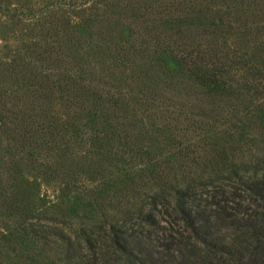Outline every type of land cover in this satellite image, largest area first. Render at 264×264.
Listing matches in <instances>:
<instances>
[{"label":"rangeland","instance_id":"obj_1","mask_svg":"<svg viewBox=\"0 0 264 264\" xmlns=\"http://www.w3.org/2000/svg\"><path fill=\"white\" fill-rule=\"evenodd\" d=\"M262 19L264 0H0V264H217L186 211L198 218L222 187L238 219L207 241L234 246L228 264H264L243 246L264 243V202L240 168L264 160V89L243 81L264 69ZM238 42L247 59L227 63L225 86L168 56L198 46L224 60ZM188 147L203 154L195 201L168 185L184 187L173 160L186 170ZM167 163V212L142 222L139 248L115 247L110 224L138 234Z\"/></svg>","mask_w":264,"mask_h":264},{"label":"trees","instance_id":"obj_2","mask_svg":"<svg viewBox=\"0 0 264 264\" xmlns=\"http://www.w3.org/2000/svg\"><path fill=\"white\" fill-rule=\"evenodd\" d=\"M241 19L242 18H240V21ZM260 22L261 23L259 24V29L257 30V33H260L261 35L264 36V20L262 19L260 20ZM32 41L33 40H31L30 38L29 41L30 43L28 42L27 46L30 47L33 44ZM238 43L239 44L234 45L235 47H237V49L232 50V54H231L232 56L229 57L227 54L222 56L224 60H220V58H217V52L214 53L213 51H207V50L205 51L199 48L198 46L190 47V49L182 48L180 50H175V49L169 50L168 56L175 64L180 66L182 70H184L185 72L193 73L192 69L194 70L196 69L197 71L201 72L200 74L196 75V79H198L199 81H204V84L212 83L213 85L225 86L226 83H229V81L231 82L233 80V78L230 76L231 70L233 68H231V66H229L227 63H234L237 61L239 64H241L244 63V61H246L247 59V57H244V53H242L244 51L240 50L242 44L240 42ZM200 69H202L203 71H201ZM206 72H208V74H206ZM252 74H253L252 77L251 76L250 78L246 77L243 81H246L244 82L245 84L246 83L250 84L249 86L248 85L246 86L247 89L250 88L252 92L255 91L260 94L261 89H264V69L263 71L252 72ZM257 98H259V96H257ZM250 101H252V99ZM263 106L264 104H262V107ZM260 132L261 129H258L257 133ZM225 142H228V140H226ZM188 151L192 154H188L189 153ZM184 154L189 155V161L191 162V164H186L187 167L186 170L182 168L181 164L178 163L177 160H173V161L174 164H176L180 169H182V171L185 172V175L189 176L190 178L188 177V179L185 180L184 187H180L174 183H169L168 185L169 188L176 191V195H187L192 199V201H195L196 193L193 190H191V188L193 187V183H194L193 181L197 180V177L200 175L196 173V171H194L193 168L199 164V160L203 158V154H201L197 149L189 148V147L185 148ZM174 164H172L171 166H173ZM171 166H169V163H167V165H165L163 169H160L156 172L155 179L158 182L156 183V187L154 188L153 192L150 194L149 202H146L143 197L140 198L141 205H139L136 208V215L137 217L140 218L139 224L141 227L138 234L134 232H127V234L130 235L129 236L130 240L129 238L125 239V237L122 235L120 236L114 234L116 233V230L118 228H115L112 223L110 224V230L111 232H113V236L110 239L112 244L115 245V247H121L123 251H126V249L132 250L135 248H139L142 245L141 244L142 239L140 238L141 235L145 234L148 238L150 237L151 231L148 229H143L142 222L155 225L157 224L156 222L157 214L161 213L162 211L167 212V209L165 210L164 208V204L167 203V201L166 198L164 197L161 198V193L163 186L164 188L166 187L167 184L166 176L168 169ZM240 168L244 169L245 171L247 170L251 171L253 173L251 180L249 181L250 183H248L246 187L251 193H253L254 196L259 197V199H261L262 202H264V160L262 159V161H257L252 164L247 163L243 167L240 166ZM259 170H261L260 175H257L256 173H258ZM225 171L229 173L231 172L229 170L224 169V170H219L217 174L221 175L222 173L224 175L225 173V175L231 176L230 174H226ZM188 172L192 174V177L191 174H188ZM204 183H207V180H205ZM234 194L235 192L233 190H227L226 188L222 187L219 190H215V192L212 194L213 197L212 200H206L205 197H201V200L199 198L200 200L199 203H201L200 204L201 206H199L198 209L194 210L195 214L200 215L198 218H196L195 215H192L191 209L189 212L186 211L187 213L186 218H188L186 224L188 225V227L195 233V235L198 237V239H200V241L206 243L207 245H211V247H214L215 249L214 250L210 248L211 250L208 251L212 253H216V251H222V254L218 257L217 264H228L230 262L231 260L230 255L234 253V246L228 245L223 241H220V244L217 241L215 242L207 241L206 237L213 235V232L215 231L216 226L218 224L222 225V223H225L231 225L233 222H235L238 219L237 214L239 213V210L236 213L232 212V210L230 209L231 206L228 204V201L232 200L231 195ZM219 195L222 197H220ZM220 201H222L223 204ZM181 202H184V200H179V203ZM147 204L150 205L151 207L145 210V206ZM158 204H160L159 207ZM161 206H163V208H161ZM122 215H123L122 217L123 221L125 222L130 221L131 218L133 217L132 216L133 211L130 210L129 208L123 209ZM248 223H252V222L249 221ZM123 232H126V230L124 229ZM200 232H202L201 235ZM131 236L136 237V239L133 240ZM119 238H124L125 243L119 244L120 242ZM243 246L248 252L254 254L252 256V263L256 262L258 257L264 255L263 253L264 243L263 240H261L260 238H256L255 243L249 242ZM237 251L240 252V250Z\"/></svg>","mask_w":264,"mask_h":264}]
</instances>
